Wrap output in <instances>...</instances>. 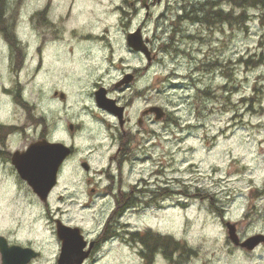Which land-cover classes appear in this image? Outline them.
<instances>
[{"label":"rangeland","instance_id":"1","mask_svg":"<svg viewBox=\"0 0 264 264\" xmlns=\"http://www.w3.org/2000/svg\"><path fill=\"white\" fill-rule=\"evenodd\" d=\"M196 1L161 0L151 7L143 36L156 58L132 87L145 94L133 101L128 117L132 132L143 108L159 106L166 117L143 119L121 174L111 167L125 188L145 179V200L156 189L157 197L118 217L115 235L85 264H264V246L237 249L223 223L237 222L239 237L264 234V8L237 7L244 14L239 31L226 24L209 30L181 17ZM225 1L220 8L228 10ZM131 2L5 0L6 22L19 44L10 46L0 35V124L21 126L44 111L51 124L58 113L80 122L76 134L59 126L54 137L74 141L75 162L94 151L99 168L110 153L104 121L113 122L95 109L92 91L99 84L112 88L123 72L145 59L126 44V32L145 12L137 4L138 18L128 25L124 13L132 11ZM53 89L67 95L57 103L59 110L53 105L58 101L50 100ZM111 93L129 97V91ZM19 187L18 180L0 177V231L12 229L10 238L20 241L35 237L51 253L31 264H55L53 226L35 221V211L32 225L22 220L19 210L26 201ZM5 192L12 194L7 203ZM63 210L66 221H79L77 206L66 202ZM84 219L93 226L99 217ZM148 231L191 252L166 256L155 250L144 258L143 247L130 235Z\"/></svg>","mask_w":264,"mask_h":264},{"label":"flooded vegetation","instance_id":"2","mask_svg":"<svg viewBox=\"0 0 264 264\" xmlns=\"http://www.w3.org/2000/svg\"><path fill=\"white\" fill-rule=\"evenodd\" d=\"M160 1L161 0H135V2L130 3L132 11L130 10L124 13V20L128 21V25L131 24V21L133 19L138 18L137 10L139 6H137V4H140V6L142 7L141 9L145 12L142 21H140L135 27L128 29L125 35V39L128 33L134 32L137 29H139L142 35H144L143 33L145 31V19L151 16V7L155 6V4ZM196 2L193 4L196 6V8H198V10L200 9V7H210L211 10L214 11L212 13L216 15V19L213 21V19H211L210 17H205L201 20H196L194 17L191 18L192 14L185 10L181 17L186 16L187 20H190L192 23H197L201 26H206L209 30L213 29L214 27L219 29L220 26L222 27L224 24H226L227 27L232 26V31H239L241 14H238V12L236 11V8L239 6L233 7L229 2V7L227 10L225 8H220L222 4L226 3L225 0H197ZM227 15L229 17L227 19L228 22L225 21L226 19L224 20L220 18V16ZM231 21L233 22L231 23ZM143 38L147 39L144 36ZM147 46L148 48L150 46V41L148 39ZM133 52L142 59L145 58L142 53L135 51ZM155 58L156 55L151 53V60L149 62L144 59L147 65H145V61L142 60L139 67L134 68L131 71L123 72L118 80L114 83L112 88H106L103 85L99 84L92 91L91 99L95 109L98 112H101L102 114L108 116L113 122V124H111L107 121H104V123H106V127L110 130V153L106 158L102 160V164L99 168L95 167L97 156L96 154H94V151L87 152L80 161L75 162V160H73V157L77 154V149L74 145V141L69 140L67 142L54 137V133L57 131V129H59V126L60 128L66 127L68 131H70L71 135H74V133L76 134L77 131L80 130V122H75L72 119H66V117L61 119V116L58 113V120H54V122L51 124L49 123L51 121L48 117V113L44 111L42 112L41 116H35L29 119L27 117V123L21 126L0 124V177L7 179L12 177L18 180L19 185L22 186V190L20 189V187L18 189V191L21 190V192H23L21 198L26 201V203H24V206L21 205V208L19 210V216L22 218V220L26 221L29 225H32L33 222L31 215L35 211L37 216L35 218V221H39L40 219H42L47 226H53L56 251L52 256L54 257L55 264H57V260L60 256L62 247V241L59 240L56 236L58 224L78 230V233L81 236L80 243H84L82 252L88 253L87 258L83 262V264H85V262L95 256V254L103 245H105L112 239L115 226V214H118L120 212H122L123 214L129 209H138V207L140 206L149 205L152 202L154 193L158 192L157 189L156 191H152L153 196L151 195L152 197L149 200H145V189L147 188V186H149L147 185L149 184L147 180L140 179L139 182L133 184L131 189H128L122 185L120 176L118 177V179H116L115 175L111 173V167L115 165V167L119 170V174H121L120 169L127 160V156H123V154L126 150H128L133 141V138H136L137 135H140L139 128H141L143 125V119H145L146 117L154 118V115L151 113H143L150 107L156 105H152L147 109L143 108L142 110H140V115L136 119L135 126H137L138 129L136 130V132H132L130 128L131 125L130 118L128 117V111L129 108L133 105L134 100L144 97L145 89L136 90L132 87L139 79V77L144 75L146 69L155 60ZM237 63L240 64L241 61H237ZM127 74H130L131 76L127 77ZM123 80H126L127 82L120 84ZM98 90H103L104 97L115 101V105L123 107V118L121 119L122 122L113 113L107 112L106 110L97 106L95 101V93ZM113 90H117L118 92L129 91V97H126L125 100L114 97L111 93ZM5 92H7V90H5ZM61 95H63V99H60ZM66 96L67 95L63 92V90L53 89L51 91L50 100L54 102L58 101L53 103V105H55L57 108V103L62 101L65 102ZM57 110L59 109L57 108ZM165 117L166 111L163 119ZM34 118L36 122H33ZM14 136L17 137L15 138ZM13 141H19L20 144L17 146H12ZM43 141H47L49 143L59 142L69 147L70 149L69 155L65 158V160L59 167L56 184L49 192L45 200H41L39 196H37L29 188L27 183L20 178L18 171L12 162L14 155L21 156L28 150L31 144ZM78 176H81L79 184L73 187V184H75V179ZM61 186L63 187L60 188ZM55 190H58V192H55ZM7 193L8 192L4 193L5 198L3 202L5 203H7L12 198V194ZM66 202H69V205L77 206L78 211L81 213V217L79 218L78 222L70 223L64 219L66 210H63V205ZM122 214H120L119 217ZM88 215L90 217H94L95 219L97 216L99 217V219L96 220V223L93 226H90V222H88V225L86 224L87 221H85L84 218L88 217ZM226 222L227 221H223L224 224ZM233 224H235L237 231V222ZM11 232L12 229L6 230L5 232L0 231V236L7 241L8 246L16 245L21 246L22 248H31L38 252L39 255L36 258L32 259L28 264H31L36 259H41L42 257H44V255H48L51 253L48 252L46 245L39 240L37 241L35 237H29L25 241H20L19 239H15L16 235L13 236V238H10ZM18 232L19 231L17 230L14 233L17 234ZM27 235L31 236L32 231H30V233H27ZM240 238L244 239L246 237ZM260 246H262V244Z\"/></svg>","mask_w":264,"mask_h":264},{"label":"water","instance_id":"3","mask_svg":"<svg viewBox=\"0 0 264 264\" xmlns=\"http://www.w3.org/2000/svg\"><path fill=\"white\" fill-rule=\"evenodd\" d=\"M126 44L131 50L142 53L148 62L151 60L147 39L143 38L139 29L127 34ZM126 76L131 75L127 74ZM125 82L127 81L123 80L120 84ZM60 99H63V95ZM95 101L99 108L113 113L122 122L123 107H119L115 105V101L105 98L103 90H98L95 93ZM146 113L153 114L156 121L161 120L165 115L164 110L157 106L150 107L143 114ZM69 153V147L59 142L49 143L43 141L31 144L21 156L14 155L12 162L20 178L41 200H45L55 186L59 167ZM225 226L228 240L234 247L251 252L260 244L264 245V234L262 233L251 235L241 241L237 235L235 224L227 222ZM56 236L62 241L57 264H83L88 253L82 252L84 243H80L81 236L78 230L58 224ZM0 254L1 264H28L39 255L31 248H22L16 245L8 246L7 241L1 236Z\"/></svg>","mask_w":264,"mask_h":264},{"label":"trees","instance_id":"4","mask_svg":"<svg viewBox=\"0 0 264 264\" xmlns=\"http://www.w3.org/2000/svg\"><path fill=\"white\" fill-rule=\"evenodd\" d=\"M232 1L233 0H227V2H230V3ZM234 1H235V3H234ZM234 1L231 4L236 5V6H242V7H246V6L259 7V6H261L264 8V0H239V1L234 0ZM243 16H244V14L242 13L241 17L244 20ZM220 18L227 20L229 17L227 15V16H220ZM0 35H4L7 42L10 44V46L16 47V44H19L18 41L13 37L14 35L9 31V26L6 22L5 0H0ZM17 60H19V58H17ZM33 121L36 122L35 119H33ZM123 156H128V150L125 151ZM155 197H157L156 194H154L153 198H155ZM188 197H193V196L190 195ZM120 214H122V212L115 214V218H114L115 222L117 221ZM115 232L116 231L114 229L113 235H115ZM130 240L139 243L143 247L142 251H141V256L144 258H148L149 256H151L155 250L160 251L163 255H166V256H170V254L177 253V252L182 253V254H188L191 252V250H188V249L184 248L183 246H180L181 245L180 243L173 241V239L171 237L152 234L150 231L143 233V234L133 233L130 235Z\"/></svg>","mask_w":264,"mask_h":264},{"label":"bare ground","instance_id":"5","mask_svg":"<svg viewBox=\"0 0 264 264\" xmlns=\"http://www.w3.org/2000/svg\"><path fill=\"white\" fill-rule=\"evenodd\" d=\"M234 1V0H233ZM232 1V2H233ZM239 1V0H238ZM231 2V3H232ZM237 2V1H236ZM243 2V1H242ZM234 3H235V1H234ZM189 5H188V8L186 9V7H185V11H187V12H189L190 14H192L191 15V18L192 17H194L196 20H201L202 18H205V17H210L211 19H213V21L216 19L215 18V14H213L212 12H214L213 10H208V11H200V10H198V8H196V6L193 4V3H191V2H189L188 3ZM242 4V3H241ZM238 5V4H237ZM198 6V5H197ZM236 6V5H235ZM235 6H233V7H235ZM182 19V18H181ZM184 19H186V18H184ZM225 20V19H224ZM223 21V20H222ZM226 22H228L227 20H225ZM224 21V22H225ZM207 22V21H206ZM205 23V22H204ZM96 41H98V40H96ZM99 42V41H98ZM168 254V253H167Z\"/></svg>","mask_w":264,"mask_h":264}]
</instances>
